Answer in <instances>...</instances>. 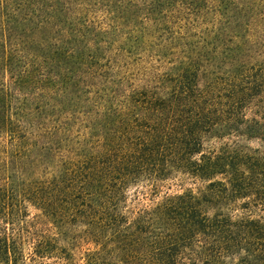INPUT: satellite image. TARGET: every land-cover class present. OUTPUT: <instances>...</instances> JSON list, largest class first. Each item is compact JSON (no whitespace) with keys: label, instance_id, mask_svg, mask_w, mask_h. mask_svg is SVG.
Masks as SVG:
<instances>
[{"label":"trees","instance_id":"trees-1","mask_svg":"<svg viewBox=\"0 0 264 264\" xmlns=\"http://www.w3.org/2000/svg\"><path fill=\"white\" fill-rule=\"evenodd\" d=\"M6 136L0 264H264V0H0Z\"/></svg>","mask_w":264,"mask_h":264},{"label":"rangeland","instance_id":"rangeland-1","mask_svg":"<svg viewBox=\"0 0 264 264\" xmlns=\"http://www.w3.org/2000/svg\"><path fill=\"white\" fill-rule=\"evenodd\" d=\"M81 131H83V129H81ZM72 138H73L74 143H71L70 145L72 146V148H75L76 146H78V143H76L77 142L76 130L73 131ZM242 144L247 145L248 147H253V148L254 147H260L264 151V147L261 145V142L257 139H242ZM5 145L7 147L9 145L8 136L0 138V163H2V161H4V159H5V158H3V160L1 161L2 157H4L3 155H6V156L9 155V153L7 151H9L10 148L7 149V147H5ZM187 185H189V184H187ZM178 187H179V184L173 182L172 185L168 189V184H166L165 187L162 188L161 193H163L166 190H168L169 192H172L175 189H177ZM30 211H31V214L38 213V211L33 209V208H30ZM54 231H57V230H54ZM62 236L64 237V240H62L63 244H65V245L69 244V240L66 239L67 236H65V235H62ZM82 247H83V249H86V247H88V245H84ZM78 256H79V254H77L76 261L80 263L81 261H80Z\"/></svg>","mask_w":264,"mask_h":264}]
</instances>
